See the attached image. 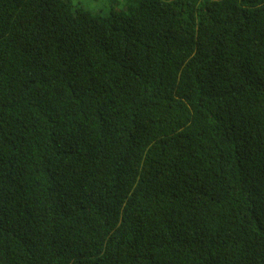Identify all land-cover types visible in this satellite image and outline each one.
Here are the masks:
<instances>
[{
	"label": "trees",
	"instance_id": "obj_1",
	"mask_svg": "<svg viewBox=\"0 0 264 264\" xmlns=\"http://www.w3.org/2000/svg\"><path fill=\"white\" fill-rule=\"evenodd\" d=\"M0 0V264H264V0Z\"/></svg>",
	"mask_w": 264,
	"mask_h": 264
},
{
	"label": "rangeland",
	"instance_id": "obj_2",
	"mask_svg": "<svg viewBox=\"0 0 264 264\" xmlns=\"http://www.w3.org/2000/svg\"><path fill=\"white\" fill-rule=\"evenodd\" d=\"M75 6H81L94 14L103 15L109 10V6L113 3L117 4V9L125 8V0H71Z\"/></svg>",
	"mask_w": 264,
	"mask_h": 264
}]
</instances>
